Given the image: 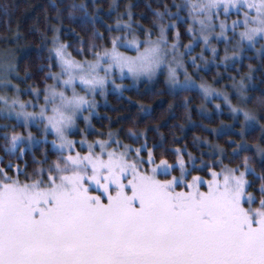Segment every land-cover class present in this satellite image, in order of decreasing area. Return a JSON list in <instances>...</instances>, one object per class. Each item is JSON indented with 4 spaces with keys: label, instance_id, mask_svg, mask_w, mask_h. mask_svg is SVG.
Returning a JSON list of instances; mask_svg holds the SVG:
<instances>
[{
    "label": "snow or ice",
    "instance_id": "6c2138e0",
    "mask_svg": "<svg viewBox=\"0 0 264 264\" xmlns=\"http://www.w3.org/2000/svg\"><path fill=\"white\" fill-rule=\"evenodd\" d=\"M161 6L162 11L153 10L148 28L133 19L129 5L128 19L118 18L115 28L106 25L107 36L98 30L88 38L77 36L75 54L62 40V29L51 26V36L43 37L50 45L43 88L30 86L31 100H22L9 79L15 66L0 65V87L16 92L0 94V119L17 121L0 124V149L22 160L35 146L43 148L42 159L33 151L37 167L31 172L26 161L23 168L13 161L5 165L0 156V264H264V172L252 164L258 154L264 169V143L252 146L246 139L264 119V94L248 95L246 81L254 71L248 65L247 75L227 77L232 83L226 88L237 100L233 104L227 91L213 87L220 80L209 83L200 76L197 63L235 67L257 44L264 57V0H172L171 5L161 0ZM70 7L87 13L86 4ZM181 26L192 38L187 44ZM213 40L223 42V58ZM200 43L204 49L192 56ZM158 77L176 94L198 91L205 100L222 99L240 125V140L228 141L235 145L231 153L209 142L211 155L220 158L208 163L201 152L200 170L210 179L191 174L198 170L197 157L187 145L167 148L161 142L154 152L145 132L127 131L129 139L144 140L134 147L119 139V132L89 140L79 128L84 122L91 130L97 95L106 96L110 86L126 90L118 79L135 84ZM254 100L257 107H249ZM76 133L82 138L73 139ZM249 151L254 155H244Z\"/></svg>",
    "mask_w": 264,
    "mask_h": 264
},
{
    "label": "trees",
    "instance_id": "16d2710c",
    "mask_svg": "<svg viewBox=\"0 0 264 264\" xmlns=\"http://www.w3.org/2000/svg\"><path fill=\"white\" fill-rule=\"evenodd\" d=\"M82 3L87 5V13L79 8L70 7ZM163 3L171 5L172 0H163ZM129 5H133L131 8L133 19L148 28L152 27L153 10H163L161 0H0V54L2 52L12 54L10 60L3 63L16 64L19 73L30 80L32 85L42 86L40 84H43L47 72L43 66L47 63V47H50V45L45 46L43 37L51 36V26L62 29V40L73 45L70 51L74 53L77 36L88 38L95 30L107 36L106 25L115 28L118 18L128 19L125 13ZM5 7L7 11L4 10ZM172 11L175 12L176 9L172 8ZM57 16L60 17L59 20ZM180 31L182 43H189L192 38L184 34L183 26L180 27ZM201 51L202 47L199 44L191 54L196 56ZM205 56L211 60L208 52ZM251 66L254 67L252 68L254 71L251 72L252 80L248 81L251 82L248 86V95L259 98L264 94V57L255 60ZM237 69H235L237 72L243 73L240 75L249 73L247 66ZM186 99L190 103L185 107L183 102ZM213 100L220 101L210 98L205 100L198 91L176 94L173 90L164 88L159 80L153 83L143 82L140 86L127 89L121 94H109L105 101L98 105L91 119L92 128L87 131V138L93 140L97 138L98 133L111 130L119 132V138L125 143L140 147L144 140L134 141L129 139L126 133L129 129L145 132L147 145L153 148L154 152L159 151L154 145L161 142L167 148H183L187 145L188 150L197 157L195 166L198 170L191 174L211 176L209 172L200 170L202 169L200 154L205 153L202 159L208 163L220 157L211 155L212 150L208 147V143L219 145L231 153L235 145L230 146L228 141L240 140L236 134L240 131V125L233 119V114L225 107L216 110ZM257 103V100H254L249 107H257ZM141 104L145 106L146 111L141 109ZM240 119L242 121L243 118ZM4 123L15 125L17 121L0 119V124ZM233 124H235L234 129L229 127ZM17 130L22 129L17 128ZM262 137H264V119H260L256 127L246 133V139L252 146L264 143ZM53 138L52 135L48 137L49 140ZM2 143L3 141L0 140V144ZM195 144H200V148ZM43 147L50 148V145ZM33 151L37 159L43 158L41 146H35ZM33 151L26 152L22 160L17 156H5L2 149L0 156H4L5 165L8 161H13L23 168L26 161L29 165L28 171L31 172L37 167L32 164ZM244 155L253 156L254 153L249 151ZM166 157L170 162L173 159L170 153H166ZM51 158L56 157L52 155ZM185 159L187 160V157ZM224 163L230 164L231 161L225 159ZM236 163H239V160ZM252 164L257 173L264 172L258 154L252 160ZM188 166L191 169V162ZM174 174L178 175V170ZM21 179L24 177L21 176Z\"/></svg>",
    "mask_w": 264,
    "mask_h": 264
},
{
    "label": "rangeland",
    "instance_id": "374dc122",
    "mask_svg": "<svg viewBox=\"0 0 264 264\" xmlns=\"http://www.w3.org/2000/svg\"><path fill=\"white\" fill-rule=\"evenodd\" d=\"M176 2L179 3L180 0H176ZM165 4H168V3H165ZM147 8H149V7H147ZM221 18L223 19V17H221ZM231 19H236V16H235V15H232ZM218 31H219V29H217V32H218ZM229 35H231V34L229 33ZM262 43H264V42H262ZM200 44H201V47H202V50H203V49H204V45H203V43H200ZM212 44H213L214 47H216V48L219 50V56H220L221 58H223V55H224V53H223V48H224V44H223V42L213 40V41H212ZM259 48H260V44H257V45H256V50H254V51H245L244 53H242V56L244 57L243 60L240 61V62H237L236 65H235V67H231V66L229 65V67H228L227 69H226L225 67H223V66H219V67H217L216 64H214V63H209L207 66H205L204 64H202V63L198 60L197 63L200 64V67H201L200 76H203V77H204L209 83H212L213 80H220V82H219L218 84H213V87H216V88H218V89H221V90H225V91H227V92L229 93L230 97H232V102H233V104H236V103H237V100H236V98H235V93H234L233 89L230 88V87H227V88H226V85H230V84L232 83V81L229 80V79H227V77H228V76H235V77L237 78V80H238V79L240 78V77H238V75L243 74V73H239V72H237L235 69H237V68H242V67H244V66H247V68L249 69L248 65H252V64L255 62V60H257V59H259L260 57H262V56L259 55V52H258ZM207 52H208V51H205L204 54L206 55ZM199 53H200V52H199ZM208 53L211 55L210 52H208ZM191 55H192V56H195V54H191ZM11 56H12L11 53H8V52H2V53L0 54V65H4L3 62L10 60ZM249 57H250V58H249ZM189 59H190V58H189ZM13 65H14L15 68H16V64H13ZM252 68H254V67H252ZM16 70H17V69H16ZM189 72L192 73V74L195 76V69L189 67ZM217 73H219L220 76H223L224 79L221 80V79H220V76H218ZM240 76H241V75H240ZM9 79H11L12 84L17 85V86L19 87V89L21 90V91H20V98H21L22 100H31V99H33L32 94L29 93V91H28V89H29L30 86L33 87V88H40V89L43 88V84H40V85H42V86H39V85H38V86H37V85L34 86V85H32V82H31L30 80H27L26 77H23V76L19 73L18 70H17L15 73H13V74L9 77ZM181 79H183V76H181ZM196 79H197V82H200V81H199V77H196ZM158 80H159L160 83L164 86V88L169 89V87H168V86L166 85V83H165L164 77H158V78H156V79H154V80H151V81L146 80V79H142L141 81H138V82H136L135 84H133V81H132L130 78H129V79H125V80H123V81H121V80L118 79V80H117V84H121V83H122V84L125 86L126 90H127V89H130V88H132V87L140 86L143 82L153 83V82H157ZM251 80H252V79H251ZM49 83H51V81H49ZM246 83H247L248 86H249V84H250L251 82L246 81ZM123 92H124V91H123ZM123 92H122V93H123ZM111 93L121 94V92H120L119 90H113V89L111 88V86H110V87H109V92H108V94H107L106 96L97 95V97H96V100H97V107H98V105H100V103H102L103 101H105V99L107 98V96H108L109 94H111ZM0 94L15 95L16 92H15V89H12V88L4 89L3 87H0ZM210 99H211V98H210ZM217 99H219V98H217ZM219 100H220V101L213 100L214 104H216V105H220V107H219L218 109L221 110L223 107H225L226 109L229 110L227 104H226L222 99H219ZM96 109H97V108H96ZM215 109L218 110L216 107H215ZM31 110H32V109H29V111H31ZM85 115H87V113H85ZM15 121H16V120H15ZM79 128H80L81 130L88 131V129L85 128V124H84V122H80V124H79ZM24 130H25V131H24ZM24 130L22 129L21 131H23V132L26 133L27 130H26V129H24ZM31 131H32V133H33L35 136H37V137H40V136H41L40 132L37 130L36 127H32V128H31ZM72 138H73V139H77V140H79V139H81L82 137H81V135H80L79 133H76V134L73 135ZM94 138H95V137H94ZM105 138H106V137H105ZM88 139H90V138H88ZM95 139H96V138H95ZM119 139H121V138H119ZM121 140H123V139H121ZM128 144H130V143H128ZM131 145H133V144H131ZM133 146H134V147H137L136 145H133ZM77 147H79V145H77ZM217 171H218V170H217ZM173 175H177V174H174V173H173ZM196 175H200V174H196ZM209 175H210V173H209ZM200 176H202V175H200ZM203 177H204L205 179H210V178H211V176H203Z\"/></svg>",
    "mask_w": 264,
    "mask_h": 264
},
{
    "label": "flooded vegetation",
    "instance_id": "af4514ba",
    "mask_svg": "<svg viewBox=\"0 0 264 264\" xmlns=\"http://www.w3.org/2000/svg\"><path fill=\"white\" fill-rule=\"evenodd\" d=\"M13 120H15V119H13Z\"/></svg>",
    "mask_w": 264,
    "mask_h": 264
}]
</instances>
